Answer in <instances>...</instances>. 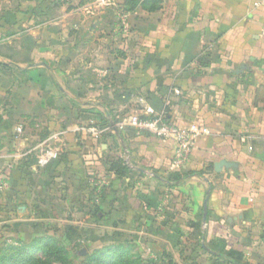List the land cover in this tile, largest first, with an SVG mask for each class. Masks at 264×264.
<instances>
[{
  "label": "crops",
  "instance_id": "0c3cea01",
  "mask_svg": "<svg viewBox=\"0 0 264 264\" xmlns=\"http://www.w3.org/2000/svg\"><path fill=\"white\" fill-rule=\"evenodd\" d=\"M256 2L63 0L64 15L76 18L60 27L71 42L34 40L30 48L43 59L36 53L23 67L1 50L18 43L0 41V171L17 175L0 194V213L16 201L20 160L30 158V174L46 169L81 189L103 137L109 142L101 146L120 145L131 167L123 201L160 216L158 225L188 226L202 244L217 242L222 252L206 249L213 255L264 264V3ZM48 25L30 24V33ZM87 34L96 36L90 47ZM148 106L184 128L205 129L181 169L172 166L173 139L84 130L96 114L112 119Z\"/></svg>",
  "mask_w": 264,
  "mask_h": 264
},
{
  "label": "rangeland",
  "instance_id": "374dc122",
  "mask_svg": "<svg viewBox=\"0 0 264 264\" xmlns=\"http://www.w3.org/2000/svg\"><path fill=\"white\" fill-rule=\"evenodd\" d=\"M62 3L63 0H0V41L18 43L17 48L1 50L8 55L12 52L17 63L27 67L33 55L34 59L38 58L36 53L43 59L40 50H35L34 54L30 48L34 40L41 43L48 42V39L58 43L71 42L60 27L69 26L76 18L64 15ZM41 4L44 9L39 7ZM30 11L41 14L31 19ZM48 21L54 24L46 28H52L50 31L44 32L42 28L30 33V24ZM95 38L87 34L83 42L90 47ZM94 118L92 124L101 123L100 117ZM112 132L107 131L104 135ZM107 141L100 138L97 151L92 153L98 155L103 166H94L91 174L82 172L81 189L63 174L53 177V173L41 168L30 174V158L18 162L17 167L22 172L13 196L16 201L8 208L3 207L4 211L0 213V254H7L1 264H19L16 259L23 251L28 257L22 258L21 264H109L110 259L93 257L96 251L106 247L117 256V264H234L233 260L250 264L246 258L213 255L201 246L202 239L195 236L190 227H170L168 223L158 225L160 216L152 214L148 217L137 202L123 201L128 184L122 177H114L105 171L120 160L118 154L122 160L126 157L118 144H110L104 149L101 143ZM39 159L41 161L37 164L41 166L45 160ZM10 176L17 178L10 172L0 171V194L11 189ZM113 181L120 190L119 198L112 191ZM97 186L99 190L104 188L103 194H98ZM75 227L82 230V235H79L80 230L73 232ZM88 229L96 230L100 237L110 235L112 239L106 238L107 242L89 240L86 237ZM34 243L37 245L31 251L29 247ZM205 244L222 252L217 242L205 241Z\"/></svg>",
  "mask_w": 264,
  "mask_h": 264
},
{
  "label": "built area",
  "instance_id": "2783aa9c",
  "mask_svg": "<svg viewBox=\"0 0 264 264\" xmlns=\"http://www.w3.org/2000/svg\"><path fill=\"white\" fill-rule=\"evenodd\" d=\"M262 3H264V0L256 2V4ZM127 129H134L139 133H150L162 139H173L176 144V151L172 166L177 169H181L187 164L195 136L205 131L204 128H184L168 119L166 112L157 113L151 106L146 107L140 112L118 115L113 120V123L111 121L108 125L91 124L84 128L88 134L95 136H100L107 131ZM17 130L21 132L23 130L22 126H19Z\"/></svg>",
  "mask_w": 264,
  "mask_h": 264
},
{
  "label": "trees",
  "instance_id": "16d2710c",
  "mask_svg": "<svg viewBox=\"0 0 264 264\" xmlns=\"http://www.w3.org/2000/svg\"><path fill=\"white\" fill-rule=\"evenodd\" d=\"M96 116L97 117H100V122L101 123H99L100 125H102V126H104V125H108V124H110L111 123V120L113 121V120H115L116 119V116H114V118H112V119H108L104 114H101V113H99V114H96ZM167 118L168 119H170L169 118V114H167ZM170 120H172V119H170ZM116 133H115V131L114 132H112L110 135H112V136H116L115 135ZM160 138V137H159ZM100 158L98 157V155L97 154H93V159L91 160L94 164H98V165H100ZM122 159H120V160H118V161H116L115 162V164L113 165V167H111V168H114L115 166H116V168H114L115 170H116V173H117V175L119 176V177H123V176H127V174L128 173H130V170H131V167L125 162V161H123ZM101 166V165H100ZM201 172V171H200ZM183 177V174L182 173H180V172H176V173H174V179H176V180H179V179H181ZM98 188V194L99 195H101V194H103L104 193V188L102 189V188H100V190H99V186H97ZM103 192V193H102ZM97 193V192H96ZM79 230H80V232H79ZM73 232H75V233H77V232H79L80 234L79 235H82L81 233H82V230L79 228V227H75V230L73 231ZM88 236V239L89 240H96V239H99V240H102L103 242H107V240H106V238H104V237H100L98 234H97V231L96 230H94V229H88L87 230V235H86V237ZM107 236H109L108 238L109 239H112V237H110V235H107ZM107 238V239H108ZM115 239H117L118 240V238H115ZM121 241H123V240H121ZM36 245H37V243H34V244H32V245H30V247L29 248H31V251L33 250V249H35V247H36ZM201 246L203 247V248H205V249H207L208 248V246H206V245H203V244H201ZM109 249V247H106V248H103L102 250H99V251H96L95 253H94V255H93V257H96L97 256V258H103L104 260H108V259H110V261H109V264H117L116 262L117 261H119L116 257L117 256H115L114 255V253H113V251L112 250H108ZM210 248H208V250H209ZM99 252V253H98ZM102 253V254H101ZM3 255V256H2ZM0 254V261L5 257V256H7V254ZM12 257H14V256H12ZM18 258L16 259L17 261H18V263L19 264H21L22 262H21V259L22 258H24V257H28V255H27V253L25 252V251H23V252H21V253H19V255L17 256ZM61 257H64V256H61ZM218 257H220V258H224V257H226V255H224L223 253H221V254H219L218 255ZM64 258H66V257H64ZM103 261V260H102ZM116 261V262H115ZM2 263H4V262H2ZM104 263V262H103ZM233 263L234 264H240L238 261H235V260H233ZM1 264V263H0ZM68 264H70V263H68ZM105 264V263H104ZM108 264V263H107ZM119 264V263H118Z\"/></svg>",
  "mask_w": 264,
  "mask_h": 264
},
{
  "label": "water",
  "instance_id": "95a60500",
  "mask_svg": "<svg viewBox=\"0 0 264 264\" xmlns=\"http://www.w3.org/2000/svg\"><path fill=\"white\" fill-rule=\"evenodd\" d=\"M112 123H113V121H112ZM115 132L118 133L117 130ZM224 164L228 165L229 163L226 161H221V162L217 163V166L224 165ZM209 194H210V190H208V195ZM207 213H208V198L206 199L205 206H204V220H206V218H207Z\"/></svg>",
  "mask_w": 264,
  "mask_h": 264
}]
</instances>
